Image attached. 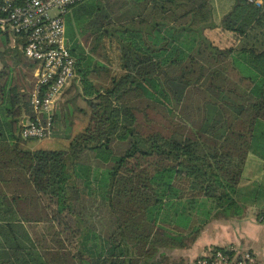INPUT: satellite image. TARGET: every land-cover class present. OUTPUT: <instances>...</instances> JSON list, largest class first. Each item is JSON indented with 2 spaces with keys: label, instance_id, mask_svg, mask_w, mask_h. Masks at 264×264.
<instances>
[{
  "label": "trees",
  "instance_id": "trees-1",
  "mask_svg": "<svg viewBox=\"0 0 264 264\" xmlns=\"http://www.w3.org/2000/svg\"><path fill=\"white\" fill-rule=\"evenodd\" d=\"M66 21L79 80L64 93L76 87L89 110L64 148L19 146L29 85L0 70V264H160L162 249L189 248L213 219L264 214V182L243 185L250 154L264 158L262 69L253 46L204 35L264 29V8L85 0Z\"/></svg>",
  "mask_w": 264,
  "mask_h": 264
},
{
  "label": "built area",
  "instance_id": "built-area-1",
  "mask_svg": "<svg viewBox=\"0 0 264 264\" xmlns=\"http://www.w3.org/2000/svg\"><path fill=\"white\" fill-rule=\"evenodd\" d=\"M85 0H0V47L21 52L32 65L29 85L33 115L22 121L24 141L40 140L54 132L56 105L67 88L79 80L77 62L67 36L66 18L72 8ZM264 8V0H247ZM264 225V214L258 218ZM235 253L239 264L253 261L248 250L225 247ZM229 253L216 250L198 258L192 264H231Z\"/></svg>",
  "mask_w": 264,
  "mask_h": 264
},
{
  "label": "crops",
  "instance_id": "crops-1",
  "mask_svg": "<svg viewBox=\"0 0 264 264\" xmlns=\"http://www.w3.org/2000/svg\"><path fill=\"white\" fill-rule=\"evenodd\" d=\"M225 12V10H219V16L216 17L219 19L216 21L217 23L220 22ZM206 35L214 45L222 49L236 48L239 52L241 48L254 47V68L256 73L259 68L262 69L260 77L263 81L261 89L264 94V29H255L249 34L241 35L221 28H214L207 30ZM19 146L32 151L39 150L35 147L29 148L23 142H20ZM253 182H264V158L250 154L245 167L243 185L246 186ZM257 210L256 206H251L243 219L236 218L211 223L205 231L207 238L203 250H205V246H210L212 249L233 245L239 249L249 250L256 260L264 264V227L258 222Z\"/></svg>",
  "mask_w": 264,
  "mask_h": 264
},
{
  "label": "rangeland",
  "instance_id": "rangeland-1",
  "mask_svg": "<svg viewBox=\"0 0 264 264\" xmlns=\"http://www.w3.org/2000/svg\"><path fill=\"white\" fill-rule=\"evenodd\" d=\"M71 13L72 10L69 14ZM215 21L216 20L214 18L213 22L215 23ZM214 28L224 29L219 26ZM214 28L213 27L206 28L204 30L205 37H207L206 31ZM88 44L87 47H89ZM7 47H2L1 52H4L5 48ZM6 65L13 67L17 74L20 73L22 80L26 82V85L27 86L30 85L32 81V72L29 70L28 67H24L21 64H16V60H14L13 55L10 54L0 55V69H2ZM112 68L115 69L114 67ZM25 72L27 73V75ZM58 98L60 99V102L56 105V109H55V115H56L55 131L51 136H48L40 140L23 141V143H25L29 148L35 147L39 149H52V150L62 149L67 145L69 141L67 137L69 135L74 136L83 129L87 118L85 117V114H83L80 110L81 109L89 110V104L85 99L79 96L78 89L76 87L72 88L70 91L64 93L62 96H58ZM220 220H226V219L216 218L213 219L211 222H209L207 225H205L202 231L200 232V234L197 236L195 242L189 248L162 249L155 258V260L157 262H160V264H192L202 256H205L207 254L209 255L213 254V251H216L217 248L210 249L211 248L210 246H205V250H203L207 238L205 231L211 223ZM262 226L264 227V225Z\"/></svg>",
  "mask_w": 264,
  "mask_h": 264
}]
</instances>
